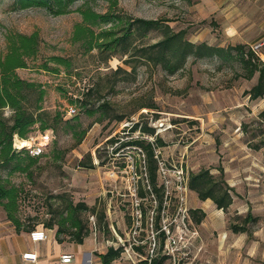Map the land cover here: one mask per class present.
I'll return each instance as SVG.
<instances>
[{
  "label": "rangeland",
  "instance_id": "1",
  "mask_svg": "<svg viewBox=\"0 0 264 264\" xmlns=\"http://www.w3.org/2000/svg\"><path fill=\"white\" fill-rule=\"evenodd\" d=\"M109 4L108 0H99L93 5L106 11ZM119 4L136 17L170 20L175 30H187L193 42L248 46L264 37V0H119ZM82 21L76 11L54 15L43 8H20L16 0H0L1 54L7 52L9 34L37 31L43 39L38 58L29 60V67L18 69V73L40 84L45 91V109L62 112L65 120L73 119L66 110L72 99L89 86L95 89L94 107L108 104L109 117L102 122L97 120L103 109L93 117L80 111L82 128L90 127L81 143L71 133L61 131L57 135L50 129L53 137L44 156L30 167L29 173L11 172L13 162L0 165V176L24 190L19 207L24 227L43 226V222L66 213V206L72 201L96 207V212L81 216L88 223L89 236L96 238L99 245H114L113 240L107 241L112 239L114 228L123 238H117L118 246L127 242L137 208L144 212L146 235L148 222L159 212L153 195L142 199L137 192L141 187L149 190L143 161L146 150L127 146L115 153L114 149L123 141L140 138L152 143L154 139L170 168L183 165L189 174L211 168L219 176L218 168L224 167L225 179L235 189L234 202L213 220L219 228L214 237L224 235L228 239L234 236L231 223L242 224L249 212L256 217L249 229L251 239L263 243L262 252L228 249L223 258L214 252L212 264H264V98L255 100L249 93L258 74L247 79L238 61L192 57L183 70L173 75L161 66L137 62L136 77L120 80L122 75H115L114 71L119 66L131 71L132 64L125 63L129 57L116 55L101 62L96 50L87 52L80 43H73L74 27ZM161 38V32L153 31L146 42ZM55 55L72 59L71 73L63 66L58 74L39 68ZM153 104L157 107H150ZM11 113L6 111L8 116ZM139 121L140 128L132 132ZM146 126L154 128L155 133L143 132L141 127ZM32 135L28 140L35 145L41 139V131ZM112 138L117 142L111 143ZM58 154L60 158H56ZM90 154L95 168L80 166L82 160L90 161ZM21 161L28 165L27 160ZM158 181L163 183L159 175ZM199 199L190 189L189 208H198ZM175 212L173 198L165 215L171 218ZM0 220L9 221L1 205ZM99 253L100 248L94 252L96 256ZM198 258L197 251L192 250L176 264H199ZM164 264L175 262L168 258Z\"/></svg>",
  "mask_w": 264,
  "mask_h": 264
},
{
  "label": "trees",
  "instance_id": "2",
  "mask_svg": "<svg viewBox=\"0 0 264 264\" xmlns=\"http://www.w3.org/2000/svg\"><path fill=\"white\" fill-rule=\"evenodd\" d=\"M97 1L99 0H16V5L20 8H43L54 15L79 12L83 21L75 25L72 42L80 43L87 52L96 50L101 62H108L116 55L128 56L125 63H131L132 70L129 71L119 66L114 71L115 75H122L120 80L136 77L137 62L161 66L167 73L173 75L183 70L192 57L195 59L219 57L225 62L238 61L241 63L247 73V79L258 74V81L249 93L252 99L264 98V65L252 50L251 44L248 46L241 43L222 46L213 45L207 41L193 42L188 38L187 30H175L169 24L170 20L168 19H147L133 16L120 6L119 0H108L110 2L108 9L99 11L93 5ZM153 31L161 32L162 38L153 43L146 42L149 33ZM7 40V52L0 53V165L13 162L11 172L29 173L30 167L40 161L46 150L41 155L35 156L29 148L26 150L17 148L15 146L17 139H30L37 130L45 133L52 129L57 135L61 131L71 133L77 143H81L90 127L82 128V122L78 117L80 111L84 110L90 117H93L103 109V113L97 120L102 122L109 117L108 104L104 102L97 108L94 107L92 96L95 89L89 86L81 96H77L71 101V106L78 108L77 114L71 116L74 117L73 119L65 120L66 116L62 112L52 113L45 109L42 104L45 91L40 89V84L25 79L18 73V69L29 67V60L38 58L43 43L40 33L37 31L32 34L12 33L8 35ZM50 62H53L54 65ZM61 66L71 73L73 70L72 59L59 55L51 56L42 62L39 68L58 74L61 71ZM150 107L157 106L153 104ZM8 109L12 112L10 116L6 114ZM139 128L140 121L134 124L131 131L135 132ZM141 129L151 135L155 133L152 127L146 126ZM158 140L163 144L160 138ZM109 141L115 143L117 139L112 138ZM127 146L143 147L146 150L147 179L151 190L147 191L141 187L137 192L142 199L150 194L155 195L159 209L156 216V225L158 226L165 200V188L158 181V164L153 145L144 139H131L121 142L114 152L118 153L120 149ZM23 156L25 158H22ZM60 157L59 154L56 156V158ZM23 159L28 161V165L23 164L21 161ZM80 166L95 168L91 154L90 161L82 160ZM218 169L219 176L212 173L211 168L191 172L189 187L198 194L201 200L212 199L218 209L227 210L234 202L232 192L235 189L225 179L224 167L221 166ZM23 193L24 190L20 186L11 183L9 178L4 179L0 176V205L19 234L31 232L39 227L36 224L28 228L24 227V220L19 214L20 201L24 198ZM89 211L96 212V207H90L84 202L70 201L66 206V213L63 211L59 216L43 222V226L48 229H56V239L60 243L82 244L90 235V229L81 214ZM191 216L199 224L206 214L200 209H191ZM255 220L254 214L249 212L242 225L231 224V227L235 233L246 232L249 231L248 223ZM136 249L146 254L144 246H139ZM123 252V245L110 246L108 251L99 254V257L102 264H112L122 257ZM167 258V255L153 257L150 262L148 257L140 264H163Z\"/></svg>",
  "mask_w": 264,
  "mask_h": 264
},
{
  "label": "built area",
  "instance_id": "3",
  "mask_svg": "<svg viewBox=\"0 0 264 264\" xmlns=\"http://www.w3.org/2000/svg\"><path fill=\"white\" fill-rule=\"evenodd\" d=\"M251 48L259 56L264 65V37L251 43ZM77 112L78 108L76 106H70L67 110L69 116H73ZM52 137L53 132L51 131L41 133L40 141L29 147L31 153L35 156L41 155L46 150ZM152 145L158 164V175L163 180L161 185L165 188V200L161 210L164 214L160 217L158 226L156 225V217L151 218V222H148V232L145 235L143 234V231H145L144 212L142 208H137L134 212L133 226L129 233V239L123 244L124 252L122 256L135 262V258L141 256L136 248L144 246L147 248L150 262L151 258L162 254L169 256L176 264L178 261L180 262L183 258L189 256L192 250H196L197 252L202 250V247L197 244V240L201 238V231L194 224L191 209L188 206L190 192L189 172H187L183 165L170 168L166 160L162 158L161 151L157 148L154 139ZM15 146L17 147L16 143ZM143 159L147 174L148 162L145 153H143ZM171 177L175 179L172 180ZM148 189L151 190L149 181ZM153 196L155 197V195ZM173 198L176 200V212L169 218L165 215V210ZM140 205L138 204V207ZM49 232L50 229L44 226L37 227L30 232V238L33 242L46 241L50 237ZM23 258L35 264L39 263L40 260L39 254L36 251L25 252ZM73 261L74 255L65 253L59 258L45 264H73Z\"/></svg>",
  "mask_w": 264,
  "mask_h": 264
},
{
  "label": "crops",
  "instance_id": "4",
  "mask_svg": "<svg viewBox=\"0 0 264 264\" xmlns=\"http://www.w3.org/2000/svg\"><path fill=\"white\" fill-rule=\"evenodd\" d=\"M194 209H200L206 214L199 224L192 218L194 224L201 231V238L197 240V244L202 247V250L197 252L199 264H212L211 255L214 252L223 258L225 251L228 249H232V251L236 252H238L239 248L250 250L251 252H262L263 243L258 239H251L250 229L246 232L235 233L231 227L234 236H229L228 239L224 235L219 238L213 236L215 234L214 232L219 229L213 224V220L217 217H221L224 209H218L212 199H207L205 201L199 199V206ZM239 234L242 235L239 236ZM49 235L50 237L46 241L33 242L30 238V232L19 234L15 226L9 221L0 220V264H35L23 258V254L28 251H36L39 254L40 260L37 264H45L53 259L59 258L65 253L74 255L73 264H102L101 258L96 256L94 252L100 248L99 254H104L110 247L109 245H99L97 239L92 236H88L84 243L79 244L74 242L60 243L56 239L55 229H50ZM117 238L123 241V238L114 228L112 239L107 241L112 242L113 240L114 245L111 246L118 247ZM123 244L124 242H122V245ZM144 250L146 254L137 250L141 256L135 258V262L122 256L112 264H140L142 260L148 258L147 248L144 247ZM162 256L165 255L159 254L156 257ZM168 258L170 257L168 256Z\"/></svg>",
  "mask_w": 264,
  "mask_h": 264
},
{
  "label": "bare ground",
  "instance_id": "5",
  "mask_svg": "<svg viewBox=\"0 0 264 264\" xmlns=\"http://www.w3.org/2000/svg\"><path fill=\"white\" fill-rule=\"evenodd\" d=\"M32 145V142L28 139H22L17 142V148L24 149L26 147H30Z\"/></svg>",
  "mask_w": 264,
  "mask_h": 264
}]
</instances>
